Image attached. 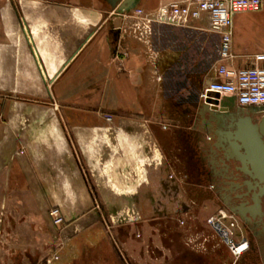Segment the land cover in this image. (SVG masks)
Here are the masks:
<instances>
[{"label": "crops", "instance_id": "0c3cea01", "mask_svg": "<svg viewBox=\"0 0 264 264\" xmlns=\"http://www.w3.org/2000/svg\"><path fill=\"white\" fill-rule=\"evenodd\" d=\"M173 3L191 0H133L127 9L0 0V207L62 209L68 227L85 233L93 209H164L204 191V149L218 127L198 115L200 95L221 64L242 69L264 54V1L233 17L227 60L210 15L160 14ZM210 99L225 110V131L249 108ZM91 249L85 263L96 259Z\"/></svg>", "mask_w": 264, "mask_h": 264}, {"label": "rangeland", "instance_id": "374dc122", "mask_svg": "<svg viewBox=\"0 0 264 264\" xmlns=\"http://www.w3.org/2000/svg\"><path fill=\"white\" fill-rule=\"evenodd\" d=\"M51 209L0 207V264H69L78 259L80 264H91L81 253H90L91 248L96 255L92 264H119L116 245L129 264H220L244 254L234 255L208 222L223 212V224L234 231V240L245 241L240 225L217 204L207 186L200 193L188 191L185 202L174 207L93 209L95 221L85 233L68 227L70 220H64L62 209L63 221L55 224ZM114 210L117 216L112 215ZM220 249H225L227 259Z\"/></svg>", "mask_w": 264, "mask_h": 264}, {"label": "built area", "instance_id": "2783aa9c", "mask_svg": "<svg viewBox=\"0 0 264 264\" xmlns=\"http://www.w3.org/2000/svg\"><path fill=\"white\" fill-rule=\"evenodd\" d=\"M264 0H191L190 5L173 3L160 9V14L172 16L177 21H187L189 18H199L202 12L210 15V28L220 34V58L227 60L231 57L233 36V17L242 12H256L262 7ZM143 15L142 9L137 10ZM219 80L211 83L200 95L202 99L211 95L234 97L241 107L264 108V54L255 56V63L242 69H234L226 64L218 68ZM222 213V215H221ZM55 224L62 223V215L58 208L49 212ZM223 212L218 217H211L208 222L223 238L234 255H242L247 250V243L234 240V231L224 226ZM235 227L234 224H231ZM57 259V258H56Z\"/></svg>", "mask_w": 264, "mask_h": 264}, {"label": "flooded vegetation", "instance_id": "af4514ba", "mask_svg": "<svg viewBox=\"0 0 264 264\" xmlns=\"http://www.w3.org/2000/svg\"><path fill=\"white\" fill-rule=\"evenodd\" d=\"M246 110L244 119L249 118L247 128L259 133L264 131V108L251 107ZM260 136L264 142V135ZM207 149L208 160L203 168L207 191L215 196L217 204L240 225L248 247L238 259L222 264H264V182L255 179L254 174L239 170L238 163L230 166L219 164L216 155L212 153L213 147L205 146L204 150ZM115 250L119 264H129L117 245Z\"/></svg>", "mask_w": 264, "mask_h": 264}, {"label": "water", "instance_id": "95a60500", "mask_svg": "<svg viewBox=\"0 0 264 264\" xmlns=\"http://www.w3.org/2000/svg\"><path fill=\"white\" fill-rule=\"evenodd\" d=\"M133 0H109L112 7L127 9ZM218 97V95H216ZM202 104L197 108L201 118H207L216 125V142L213 144L212 153L218 158L219 164L230 166L234 163L240 165L239 170H245L259 182H264V142L261 134L264 131H250L246 122L249 118H241L232 121L229 130L225 131L226 116L223 106L218 107L219 103L212 102L210 98L202 99Z\"/></svg>", "mask_w": 264, "mask_h": 264}, {"label": "trees", "instance_id": "16d2710c", "mask_svg": "<svg viewBox=\"0 0 264 264\" xmlns=\"http://www.w3.org/2000/svg\"><path fill=\"white\" fill-rule=\"evenodd\" d=\"M224 250H225V249H224ZM224 250H222V251H221V249L219 250V252L221 253V256H222L223 260L228 258V254H227V252L224 251ZM220 253H219L218 255H220ZM221 256H220V258H221ZM218 261H219V260H218ZM222 263H223V262H220V264H222ZM200 264H202V263H200Z\"/></svg>", "mask_w": 264, "mask_h": 264}]
</instances>
